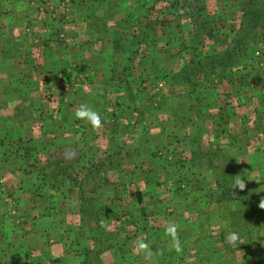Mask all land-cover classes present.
Returning <instances> with one entry per match:
<instances>
[{"label":"rangeland","instance_id":"1","mask_svg":"<svg viewBox=\"0 0 264 264\" xmlns=\"http://www.w3.org/2000/svg\"><path fill=\"white\" fill-rule=\"evenodd\" d=\"M22 1L26 4L23 10L29 5L30 11V19L24 24L23 31L38 34L42 43L51 32L53 43L62 46L64 41L57 38L56 31L76 28L74 20L78 12L89 18V26L83 35L86 34L90 41L91 26H99L91 15L102 8L109 13L119 10L124 15L123 18L120 16L123 20L116 17L110 20L109 27L107 20L104 23L105 28L112 29L109 36L112 45L133 41L136 44L138 37L143 35L142 31L138 33V23L142 22L144 26L141 29L147 34L149 46L142 47L146 49L143 57L140 60V56H137L127 71L123 67L117 69L111 82H106L107 77L101 75L104 70L101 56L96 58L99 64L96 63L95 70H89L85 64H82L85 69L74 65L63 70L64 74L60 75L59 71L50 75L53 79H47L46 83L54 81L58 87L52 94L46 91L39 94L45 95V98L49 95L50 100L58 91V95L64 98L62 109L69 115L67 126L61 125L57 132L54 123L48 126V121H45L42 126V119L34 117L31 126L37 132L45 127L54 134V138L42 129L37 139L33 133H29L28 141L33 142L36 150L33 151L34 156L28 154V160L23 156L11 161L8 158L15 154L10 148L0 152V264L82 263L83 257H77L74 251L79 248L78 241L93 237V234H89L90 228L96 229V234L100 226L107 223L105 235H99L96 243L92 240L89 244L85 242L89 248L95 247L101 251L106 247L109 235L113 238L122 227L123 219H126L118 220L114 216L109 217V221L103 219L98 222L99 216L93 205L87 208L86 213L80 214L77 202L79 191L70 183L61 188L67 199L54 196L50 200L49 186L45 185L50 178L43 180L44 175L54 177L59 174L58 178L62 175L72 176L81 184L87 199L97 198L99 209H106L110 204L107 199H111L105 194L111 189L106 184L122 185V180L128 183L131 181L130 173H135L136 183L130 185L131 189L125 186L128 190L126 197L130 208H137L134 214L136 219L154 206L148 200L138 207L134 205L132 190L144 191V178L148 177L159 185L155 197L162 201L156 209L157 215L150 217L151 225L159 223L158 226L175 227L181 251L182 245L189 243V239L181 242L182 231L189 232L193 251L186 252V257L181 255V251L177 252L175 264H264V151L246 147L249 143H246L245 137H240L241 141L237 139L235 131L239 132L240 129L235 126L241 123L251 125L253 120L249 122L243 118L237 123L234 120L235 113L240 109L244 113L264 110V0H254L253 6H249L250 0H166L155 7L152 6L155 0H64L61 4L59 2L62 0ZM240 2H244V5L240 6ZM59 4L62 9L55 12L56 15L69 19L73 24L62 25L59 18L50 15ZM173 4L177 6L171 8ZM41 11L45 15H40ZM138 13L143 14L140 21ZM245 13L250 20L259 18L258 23L263 28H259L253 40L247 39V31H241ZM196 40V53L185 55L189 45L195 44ZM182 45L186 51H181ZM108 46L101 48L104 53ZM217 53H222V59L217 60L214 69L206 68L187 81L183 77L173 80L178 69L192 60V56L197 66ZM228 57H232L230 63L227 62ZM221 61L222 64L226 62L224 67L219 64ZM160 62H163L161 67H152ZM144 63L149 64L150 70ZM104 67L113 77L110 65ZM81 79L88 81L77 86ZM238 79L243 83L249 81L245 89L237 87ZM203 93L207 95L202 98ZM219 95L221 103L217 105L223 111L221 115L224 112L227 115L220 129L216 122L209 121L205 115L207 112L203 113L206 108L203 104ZM252 95L256 98L253 103ZM242 96L247 99L244 107L239 100ZM81 105H88L100 113V127L75 119L74 113ZM160 123L163 128L159 127ZM5 125L10 127L9 123ZM122 125H129L134 132L122 134ZM168 127L171 134L160 135ZM220 131L222 133L218 135ZM75 135L79 136L78 140ZM236 139L244 145L243 148L234 147ZM138 141L146 142L155 149L144 153L132 151ZM188 142L190 146H187ZM75 143L76 148L73 147ZM112 147L130 150V159L128 154L120 158L126 163L130 161L122 169L131 171L103 173L104 166L109 162L108 155L114 151ZM136 157L141 165L134 169L132 160ZM157 158H160V162L165 160L161 162L162 166ZM181 164L183 169L176 170ZM247 185L251 186V193L244 197L242 194ZM94 187L96 194L93 193ZM171 187L173 190L169 195L167 192ZM176 189L182 190L180 195H176ZM164 204L169 206L165 207ZM256 209L263 216L260 220L253 216ZM182 217L186 218V222L179 221ZM54 223L64 232L71 226L88 229L76 230V236L72 232L56 234L52 230ZM125 228L124 237L130 239L127 240L130 252L125 251V255L130 253L136 257L126 261L122 259L128 257H120V253L116 255L117 251H106L100 257H93L95 264H158L157 251H151L153 257L149 255V249L139 250L136 247V241L145 239V234L133 235V225H126ZM198 236L201 240H197ZM148 237L151 238L150 235ZM56 244L59 248L53 250ZM175 248L174 241L170 249ZM163 249L170 252V249Z\"/></svg>","mask_w":264,"mask_h":264},{"label":"crops","instance_id":"2","mask_svg":"<svg viewBox=\"0 0 264 264\" xmlns=\"http://www.w3.org/2000/svg\"><path fill=\"white\" fill-rule=\"evenodd\" d=\"M107 1L113 2L115 0ZM24 4L25 1L23 2L22 0H0V152H4L5 148L12 149L15 156L11 155L8 158L11 159V161L13 159H21L23 156L27 157L25 160H28V154L29 156H34L35 153L33 151L36 150V148L33 146V142L28 141L29 133H33L35 139H37V137H39L38 133L41 134L43 130L48 136L54 138V134L51 133L50 130L45 129V127L40 128L39 132H37L31 126V121L34 117L38 116L40 119H42V126L45 121H48V126H50L51 123H54V130H57V132H59L61 125L64 124V126H67L66 120L69 115L67 114V111L64 112V109H62L64 107V98L58 95V91L53 94L54 98L50 97V100H48L49 95L48 98H45V95L40 96L41 94H39L43 91L52 94V92H54L58 87L54 81L46 83L47 79H53V76L50 77V75L56 74L59 71L61 72L60 75H62V73L64 74L63 70H66L68 67L74 65H80L82 68H84L86 65L89 70H91V68L92 70H95L98 60L96 58L101 56L102 68L104 69L101 71V75L107 77L106 82H111L116 76L117 69L120 70V68L123 67V70L127 71L129 67H132L134 61L137 59L136 57L133 63L129 65L130 56L129 52L125 51V44L121 42L112 45L110 43L111 40H109L112 30L111 28H107L110 25L109 21L113 20L115 17L116 19H122L124 16L122 11L113 10L114 13L110 12V14L108 11L104 12L105 10L100 8L98 11L92 13V19L99 26L95 27V24L92 25L93 22L91 23L92 26L90 29L93 31L90 33L92 34V36H90V41L87 39L88 36H85L86 34L83 35L87 29V26H89V18H87L86 15L80 14L78 12L76 20H74L76 28H68L66 30L67 41H65L62 46H56L53 43L52 37H50L52 36L51 32H49L48 37L46 35L45 40L43 39L45 43H42L38 34L30 33L28 30L23 31L24 24H27L30 19V11L28 8L29 5L27 3V8L23 10L24 6H26V4ZM137 15L139 17L143 16L141 13H138ZM120 16H122V18ZM106 20L107 29L104 27ZM43 31L44 30H42L41 33H43ZM138 33H140V31ZM49 43L54 45L50 46ZM104 46H108L105 50V53L102 51L103 49H101ZM143 46L145 45L143 44L140 46L141 49L139 48V52H141L142 55H144L146 50L142 48ZM139 56L140 57L138 58L141 60V57L143 56ZM163 62L156 63L152 67L155 66V69L158 65L161 67ZM82 64L85 65L83 66ZM108 64L110 65L109 69L114 72L113 77L112 74H109L108 69H105L104 67ZM144 64L148 66L146 67L147 70H150L149 64ZM112 65L115 67H112ZM110 75L111 77H109ZM87 81V79H81V83L77 86H81L82 82L85 84ZM128 82H130L129 79ZM247 83H249V81L243 83L240 79H238V84L236 85L237 87L242 86V88L245 89ZM160 84L161 86L163 85L162 83ZM206 95L207 93H203L200 97L203 98L206 97ZM156 98L161 99L160 97ZM195 98L196 97H194V99ZM220 100L221 99L219 95L218 97L215 96L213 99H211L209 103L203 104L206 107L203 113L207 112L205 115L208 116L207 118L209 121L212 123L216 122V125L218 124L219 129L221 128L220 125L222 124V120L227 117L225 112L221 115L223 111L217 105L218 103H221ZM239 100H241V106H246L247 99H245L244 96L239 98ZM255 100V96L252 95V103ZM65 103L67 104V102ZM193 104L195 105V103ZM158 105H160V103H158ZM239 111L235 113V123L241 122L243 118H247V121L249 122L253 120V122H251V125L249 123H241L240 125L235 126L236 128L240 129L239 132L235 131L236 135H238L237 139H240V137H245L247 139L246 143H249V145H245L246 147H250V149L255 151H264V110L250 111L249 113H244L242 109ZM244 114H246L245 117ZM213 117L216 118L214 119ZM226 120L227 119H225V122ZM5 123H9L10 127H6ZM166 123L170 126L169 121ZM161 126L162 123H160L159 127L163 128ZM33 129L35 130L36 134L33 132ZM169 129L170 127H168V129L165 131H161L162 133L160 135H170L171 130ZM126 131L130 133L134 132V130H132L129 125L126 127L123 126L122 134H125ZM221 133L222 132L220 131L218 135H221ZM5 134L7 135L6 137L2 136ZM75 137L77 139L79 136L75 135ZM237 139L234 142V147H239L238 149L243 148L244 145L240 144L242 139H240V141H237ZM172 144L174 145L175 142ZM188 145L190 146L189 142L187 143V146ZM230 145H232L231 142ZM73 147H77L76 143ZM123 148L122 158L128 154L130 159L132 156L130 150L125 149V147ZM159 148L160 151H162V148ZM154 149L155 147H152L150 144H146V142L139 143L138 141V143L134 145L132 151L136 150V152L142 151V153H144L145 151ZM125 150L127 152H125ZM45 161L46 159L42 161L43 164ZM132 161L135 163L133 165L134 169H137L138 166L140 167L141 161L138 157ZM157 162H160V158H157ZM161 162H165V160ZM161 162L159 163L160 166H162ZM129 163H126V160L122 161L123 166L125 164L128 166ZM146 164L150 163H145L144 165ZM165 169L166 167H164V170ZM129 171L131 170L129 169ZM76 190L79 191V189ZM62 193L63 191L60 189L59 197ZM77 202L80 207V201ZM52 248L55 250L56 248H59V245L56 244Z\"/></svg>","mask_w":264,"mask_h":264},{"label":"trees","instance_id":"3","mask_svg":"<svg viewBox=\"0 0 264 264\" xmlns=\"http://www.w3.org/2000/svg\"><path fill=\"white\" fill-rule=\"evenodd\" d=\"M166 0H155V2L153 3V7H155V5L159 4V3H162V2H165ZM251 3L249 4V6H253L254 5V0H250ZM244 5V2H240V6H243ZM176 7L177 5L173 4L171 6L172 7ZM245 19L241 22V31L242 30H245L247 31V34H248V40H253L255 39L257 36V32L259 31V28L260 29H263L261 24L258 23V21L260 20L259 18L258 19H253V20H250L247 18V15L245 13L244 15ZM139 21L141 20L140 17L138 18ZM139 25V30L140 32L142 31L143 32V35L138 37V40L136 41V44L135 41H133V43H126L124 48H125V51L126 52H129V56H130V59H129V62L131 65L133 63V61L135 60V58L139 55L142 56L141 52H139V46H142L143 44L147 47L149 46V42H148V39L146 37L147 34H145V31H143V26H144V23L140 22L138 23ZM141 32V33H142ZM219 32V31H218ZM136 40V39H135ZM193 40V39H192ZM196 44V45H195ZM195 44H192V45H195L194 47H192V45H189V51L185 53L186 54H190V55H193V53H196L197 51V40L195 42ZM133 45H136L137 48H135V46ZM188 46V45H187ZM193 48V50H192ZM148 49V48H147ZM186 51V47L182 45V49L181 51ZM193 51V52H191ZM230 53V52H229ZM188 54V55H189ZM220 54L222 53H217L215 55H210L208 57V59H206L204 62H201L199 65L196 66V64L194 63V59H193V56L191 57L192 60L190 59L189 61H187L185 63V65H183V67H181L180 69H178V71L175 73L174 75V78L173 80L175 81V78L178 79L180 77H183L187 79L190 77H193L195 73H200V71H205L206 68H212L214 69V67L216 66V62L217 60L219 59H222L220 58ZM224 54V53H223ZM230 55V54H229ZM232 57H228L227 58V62L230 63L232 61L231 59ZM174 59V58H172ZM223 61L219 62V64L221 65V67H224L222 64ZM158 72V71H157ZM205 73V72H204ZM172 74V73H171ZM205 74H209L208 73H205ZM123 147H117V148H112L113 153L112 154H109L108 155V159H109V162H108V165H106V167L104 166V174H107L108 172H117L118 174L120 173H123L124 171L125 172H129L126 171V170H123L122 169V153H123ZM115 158V159H114ZM100 166L102 167L103 165L100 164ZM181 167L177 168L176 167V170H181L183 169V164L180 165ZM95 165L93 166V170L95 169ZM139 167V166H138ZM91 169V171H92ZM121 170V171H120ZM152 171H154V169H152ZM131 176H130V179L131 181H120V184L122 185H118V184H112V186H109L108 184H106L107 187L111 188L109 189L107 192H105V194L108 196H111L109 198L111 199H107L109 201V206L106 208V209H99L98 205H97V201L98 199L97 198H91L90 200L87 199V195L84 191L81 190V184H78L77 183V180L75 178H73L72 176L68 175V176H64V175H60L61 178H58L59 177V174L57 176H54V177H50V176H46L44 175L43 176V180H45L46 178H50L49 180H47L45 182V185H48L49 188H47V190L49 191V199L51 200L52 198H54V196H58L59 197V191L62 187H65V186H69V183L70 184H73V187L76 188V189H79V193H78V200L80 201V207H79V212L80 214H84L87 212V208L91 205H93V209L96 211V213L98 214L99 216V220L98 222H101L103 219L109 221V217L110 218H114V216H116L115 219H122V218H126V219H123V221L121 222L123 225L120 229H118L116 235L114 234L113 238L108 237V243L106 245V247H103V249L101 251L97 250L95 247L93 248H89V246L86 243L89 244L90 240L94 241V243H96L97 241V237L99 235H105L106 233V228H107V223H105L104 225L102 224L98 230V232L95 234L96 232V229L94 228H90L89 230V234H93V237H87L86 239H82L80 241H78V247L75 251H74V254H76L77 257H83V261L82 263H79V264H95V261H94V258L93 257H100L102 255V253L104 252H111V251H117V254L118 255L119 253V256L120 257H128L126 259H122V260H126V261H129V258L130 257H136L134 256L133 254L130 255V253H127V255H125V251H128L130 252L128 249H130V244H128V241H130V239H126V237H124L125 233H126V228L125 226L126 225H133L135 227V229H133V235L136 234L137 236L141 235V236H144L142 234H145L146 238L143 239L146 243H148L149 245V255L150 256H153V254L151 253V251H157V259L159 260L158 264H175V258L174 257H177V252L181 251V249L179 251H177V248L175 249H170L172 247V244L174 242L173 238L167 233V227H164V226H158V224H152L150 223V217L151 216H155L157 215V208L160 207V204L162 203V201H158V199L155 197L157 196V193L159 191V185L156 183L154 184L155 182L153 181V179L150 178V180L148 179V177H145V190L144 191H139V189H135V190H132V193H133V196L135 197V201H134V205L135 207H138L142 204V202L144 200H148L151 202L153 206V208L147 212H144V214L140 215V218H137L136 219V216L134 215L135 214V209L137 208H130V202L127 203V197H126V194L128 192V190L126 189L125 186H127L128 188H130V185L131 184H134L136 183V177H135V173H130ZM153 181V183H152ZM68 184V185H67ZM123 187V190L122 188ZM169 191L167 192L169 195L170 193L172 192V187L170 189H168ZM177 191L175 192L176 195H180L182 190L181 189H176ZM251 191V186L247 185V188H246V191L243 192V196H247L246 194L250 195V192ZM94 194H96V190H95V187H94ZM111 194V195H110ZM227 195V194H226ZM62 199H67V196L65 194V192L63 191V193L61 194ZM163 206L167 207L169 206L168 204H164ZM98 207V208H97ZM105 212H104V211ZM109 212H111V214H107ZM159 212V211H158ZM159 215H160V212H159ZM161 216V215H160ZM253 216L255 217V219L257 220H260L262 216L261 212L256 209L254 211V214ZM186 218L185 217H182L180 218L179 221H184L186 222L185 220ZM153 222H156V220H153ZM238 225H236L235 227L238 229V231H240L239 227H237ZM60 228L57 223H54L52 225V230L56 233V234H62L64 235V233H73L74 236H76V230H80L82 231L83 229H88L87 227H70V229L68 231H65L63 229H58ZM250 228H252L250 226ZM254 228H252L253 230ZM66 230V229H65ZM61 232V233H60ZM178 231H176V234H177ZM191 233V232H190ZM80 234V233H77V235ZM83 234V233H81ZM193 234V233H192ZM148 235L151 236V238L148 237ZM194 235V234H193ZM189 232H183L182 231V234H181V242H185V241H188L189 239V243L188 244H183V250L181 251V255L183 257H186V252L188 251H193V247H192V244H190L191 242V238H189ZM130 238V237H129ZM176 238H179V237H176ZM84 240V241H83ZM197 240H201V238L198 236L197 237ZM164 242V243H163ZM163 243V244H161ZM191 246H190V245ZM101 246V244H100ZM202 247H205L202 245ZM163 248H167L168 250L170 249V252L169 251H165ZM154 257V256H153ZM166 260V261H165ZM177 260V259H176ZM179 262L181 260H178ZM257 262V261H256ZM155 264V263H154ZM256 264V263H255Z\"/></svg>","mask_w":264,"mask_h":264},{"label":"clouds","instance_id":"4","mask_svg":"<svg viewBox=\"0 0 264 264\" xmlns=\"http://www.w3.org/2000/svg\"><path fill=\"white\" fill-rule=\"evenodd\" d=\"M74 117L77 120L85 121L93 127H100L101 126V116L100 113L94 110L92 107L88 105H81L74 113ZM167 233L173 238L176 243L177 251H179V241L176 240V228L169 227L167 228ZM136 247L139 250H147L149 249L148 243L144 240L136 241Z\"/></svg>","mask_w":264,"mask_h":264},{"label":"built area","instance_id":"5","mask_svg":"<svg viewBox=\"0 0 264 264\" xmlns=\"http://www.w3.org/2000/svg\"><path fill=\"white\" fill-rule=\"evenodd\" d=\"M44 2H47V0H43ZM64 0H62V1H60L59 3L61 4L62 2H63ZM47 4V3H46ZM59 4V7H58V5L56 6V10L55 11H52V12H50V15L53 17V18H55V19H58V21H60L61 22V24L62 25H65L66 26V24L67 23H72L69 19H67V18H65V17H58L57 15H56V13L55 12H57V11H59V10H61L62 9V6ZM48 5V4H47ZM45 7V6H44ZM46 8V7H45ZM40 15H45V12L44 11H41V13H40ZM68 27V26H67ZM66 30H67V28H66ZM56 34H57V38L59 39V40H61V41H67V35H66V31L65 30H58V31H56Z\"/></svg>","mask_w":264,"mask_h":264}]
</instances>
